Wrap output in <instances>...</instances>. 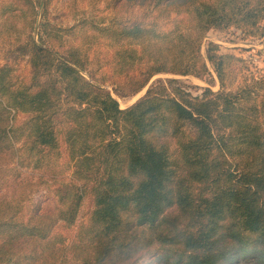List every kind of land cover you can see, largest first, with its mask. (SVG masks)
Instances as JSON below:
<instances>
[{
  "label": "trees",
  "instance_id": "obj_1",
  "mask_svg": "<svg viewBox=\"0 0 264 264\" xmlns=\"http://www.w3.org/2000/svg\"><path fill=\"white\" fill-rule=\"evenodd\" d=\"M51 2L0 0V264H264V68L202 53L263 40L264 0Z\"/></svg>",
  "mask_w": 264,
  "mask_h": 264
},
{
  "label": "rangeland",
  "instance_id": "obj_2",
  "mask_svg": "<svg viewBox=\"0 0 264 264\" xmlns=\"http://www.w3.org/2000/svg\"><path fill=\"white\" fill-rule=\"evenodd\" d=\"M123 1H121L122 3ZM120 3V4H121ZM119 4V5H120ZM119 5H116V0H52L49 6V13L52 14V19L60 25L72 26L75 24L77 19H75L74 14H121V16H135L137 14H144V10L140 8L129 6L128 8L121 9ZM209 42H215L220 46V52L223 54H233L238 57L245 59L246 61L253 63L258 69L264 68V39L263 40H246L243 41L239 37V33L235 29L230 31L220 32L216 30H211L206 39L203 42L202 53L205 55V50ZM8 39L3 38L0 40V64L4 63V51L7 48ZM101 52L102 50L99 49ZM22 75H29V66L22 62L20 64L19 70ZM170 76H157L152 80L154 82L158 78H167ZM186 86H189L190 91L194 95H200L201 90L208 87V84L202 80L193 77H176ZM112 90V88H109ZM214 91H217L219 87L217 85L212 86ZM146 89L140 92L138 95L132 98H119L114 96L122 109H125L136 101H138L144 94ZM45 194L44 189L36 194L37 198L43 199ZM48 203V202H46ZM90 208V203L87 202L86 209ZM60 230V229H59ZM61 232L68 237L65 246L70 245V241L73 240L76 231H71L68 233L66 230H61Z\"/></svg>",
  "mask_w": 264,
  "mask_h": 264
}]
</instances>
